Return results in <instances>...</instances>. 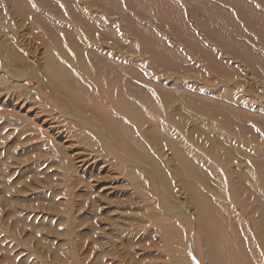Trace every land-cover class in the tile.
<instances>
[{"label": "rangeland", "instance_id": "obj_1", "mask_svg": "<svg viewBox=\"0 0 264 264\" xmlns=\"http://www.w3.org/2000/svg\"><path fill=\"white\" fill-rule=\"evenodd\" d=\"M174 1L200 50L167 30L149 5L151 12L137 16L127 0H0V264H177L179 255L201 264L191 246L199 245L203 234L194 231L196 203L172 171L180 164L178 142L191 159L177 174L193 178L199 195L213 198L209 185L224 192L230 182L245 187L250 175L264 171V65L249 64L225 49L217 34L206 38L195 27L203 14L190 15V0ZM210 1L230 20L209 10V25L227 28L264 54L232 0ZM246 1L264 13V4ZM119 12L140 24L143 39ZM78 16L88 25L76 21ZM145 29L177 52L176 68L143 49ZM65 30L76 31L82 40L76 53L85 59L90 52L106 53L119 66L120 88L145 89L157 113H168L172 121L164 124L175 148L169 137L149 131L147 120L137 127L126 124L162 174L144 171L130 154L112 159L97 146L92 117L72 116L85 111L69 97L86 98L81 89L58 83L55 96L63 107L57 108L43 75L47 50L70 68L55 49L59 37L61 47L74 55ZM78 79L85 84L84 77ZM170 223L179 231H171Z\"/></svg>", "mask_w": 264, "mask_h": 264}, {"label": "bare ground", "instance_id": "obj_2", "mask_svg": "<svg viewBox=\"0 0 264 264\" xmlns=\"http://www.w3.org/2000/svg\"><path fill=\"white\" fill-rule=\"evenodd\" d=\"M190 1V15L194 13V15H201L202 13L204 16V18L201 16L202 20H195V27H198L206 38L210 39L217 34L225 49L244 57L249 64L264 65V54L262 51L239 39L237 35L232 37L227 28L221 25L213 28L206 20L209 10H216L220 15H225V22L229 21L230 17L227 11L217 10L210 0ZM253 1L264 4V0ZM126 5L132 8L137 16H144L151 12L152 9L153 13L165 21L167 30L169 29L175 34L181 33L182 41L187 42L191 47L198 50L202 48V45L194 38L193 31L187 26L180 11L182 10L180 5L174 0H127ZM148 5L151 7L150 10L147 8ZM231 5H233L241 18L245 20L246 26L254 31L257 37L254 42L264 48V13L253 3H249L246 0H232ZM183 12L187 14L186 8ZM98 15H101V13ZM119 15L125 20L127 28L132 30L139 39H143L140 35V24L132 19L129 20L127 18V20V14L124 12H119ZM98 18L100 19V16ZM76 21L88 25L87 20L80 16H78ZM48 23L50 24V21H46L45 24ZM105 31H108V29H105ZM145 31L143 36L146 45L143 49H148L150 52L155 53L156 56L162 57L165 60V65L169 68H176L175 62L177 61L173 57L177 52L168 49L161 42L158 35L152 33L150 29H145ZM64 34L66 35L65 38L67 37L68 44H71L70 49H74V55L69 54L61 47L59 37L55 39V41H58V47L55 49L59 52L58 57L65 59L76 74H72L73 71L69 67L58 60L52 51L47 50L46 73L43 78L51 89L52 95L55 96V93L58 92V83H66L69 86L76 87V89H81L87 94L86 98L77 93H70L72 95L69 97L71 98L72 96L71 99L74 106L80 105L84 107L85 111L79 113V115L74 113L72 116L77 119L92 117L91 122L95 123L98 130L96 131L99 132V140L98 143L96 142L97 146L106 155H111L112 159L121 161L126 154H130L137 161H140L139 167H142L141 169L144 168V171H150L152 174H155L154 171H160V174H162L163 171L160 165L149 155L139 139L133 136L131 129L126 124L131 121L137 127L141 126L142 121L147 120L151 126L149 131L153 133L157 131L159 134L158 138H167L169 137L168 127L164 122L172 121L168 113L160 112V117L150 93L145 89H132L127 92L120 88L117 82L120 77V74H118L120 73L119 66L108 59L106 53L89 51L88 58L85 59L84 56L75 51L82 45L80 44L82 40L77 38L79 34L74 30H65ZM114 40L120 42L117 38H114ZM155 48L158 50H155ZM203 50L209 56V59L215 60L211 49L203 47ZM90 57L92 60L89 59ZM177 58L182 59V57ZM77 75L84 77L83 83L86 85L79 81V77H76ZM51 85L53 86L52 88ZM59 92L64 93L61 87ZM180 95L181 97H187V93L182 92ZM54 98L57 102L56 106L60 110L59 107L62 108L63 105L60 104L61 101L58 102L56 96ZM67 104L70 107L72 106L70 101ZM84 123H86L85 120ZM84 123L80 124L84 125ZM85 125L88 126L87 124ZM91 125L93 127L94 124ZM70 126L74 125L70 123ZM75 132L76 130L71 133ZM143 132L145 134L146 131ZM167 139H170L169 143H171L173 148L177 146V142L174 143L170 137ZM180 143L181 141L178 142L179 151L177 154V162L180 164H178V167L172 168V171L177 176L181 186L188 189L190 196L196 203L197 219L193 218L195 223L194 231L199 233V230H201L203 234L200 233L201 243L199 245H197L198 243H192L191 246L195 252L199 251L196 252V256L202 260L201 264H264V171H260L256 175H250L245 187L241 182H237V184L230 182L227 187L228 191L224 192L220 186L213 188L209 185L207 188L212 191L213 198L205 193H200L199 195L198 190L193 185V178L184 180L177 174L179 167H184L185 162L191 159L188 157L187 152L182 150ZM195 155L193 156L194 159H196ZM196 170H198L197 167ZM192 177L197 178L195 176ZM215 181L221 183L220 178H216ZM169 226L171 231L174 228L173 231H179L172 223ZM202 248H205L206 251H202ZM176 262L177 264H191L187 260V256L184 255H179V259H176Z\"/></svg>", "mask_w": 264, "mask_h": 264}]
</instances>
